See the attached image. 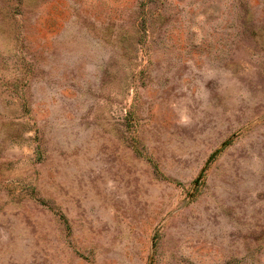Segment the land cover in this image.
<instances>
[{"label":"rangeland","instance_id":"374dc122","mask_svg":"<svg viewBox=\"0 0 264 264\" xmlns=\"http://www.w3.org/2000/svg\"><path fill=\"white\" fill-rule=\"evenodd\" d=\"M0 264H264V0H0Z\"/></svg>","mask_w":264,"mask_h":264}]
</instances>
